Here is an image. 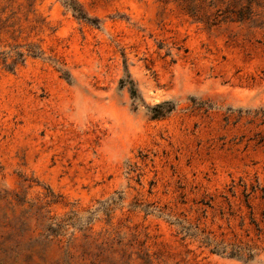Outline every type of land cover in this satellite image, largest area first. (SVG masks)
<instances>
[{"label": "rangeland", "instance_id": "rangeland-1", "mask_svg": "<svg viewBox=\"0 0 264 264\" xmlns=\"http://www.w3.org/2000/svg\"><path fill=\"white\" fill-rule=\"evenodd\" d=\"M73 1L0 0V264H264L185 231L264 202V0Z\"/></svg>", "mask_w": 264, "mask_h": 264}, {"label": "trees", "instance_id": "trees-1", "mask_svg": "<svg viewBox=\"0 0 264 264\" xmlns=\"http://www.w3.org/2000/svg\"><path fill=\"white\" fill-rule=\"evenodd\" d=\"M64 5L69 8L74 16L79 20L96 24L97 20H92L83 12L82 8L73 0H63ZM126 77L121 80V85L127 87L133 99L139 98L138 89L131 79L127 68L125 69ZM166 104H170L167 102ZM157 105L156 107H160ZM173 110V106L168 112ZM228 212V219H239L241 235L234 234L232 242L226 239H217L213 234L201 231L200 236L196 233H187L189 227L185 228L186 236L197 237L199 242L208 248L211 253L229 258H236L244 261L254 260L257 256L264 253V202H225ZM260 208V209H259Z\"/></svg>", "mask_w": 264, "mask_h": 264}]
</instances>
